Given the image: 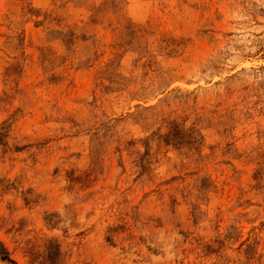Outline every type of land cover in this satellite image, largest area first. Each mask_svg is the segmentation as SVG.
<instances>
[{"label":"rangeland","instance_id":"obj_1","mask_svg":"<svg viewBox=\"0 0 264 264\" xmlns=\"http://www.w3.org/2000/svg\"><path fill=\"white\" fill-rule=\"evenodd\" d=\"M0 264H264V0H0Z\"/></svg>","mask_w":264,"mask_h":264}]
</instances>
